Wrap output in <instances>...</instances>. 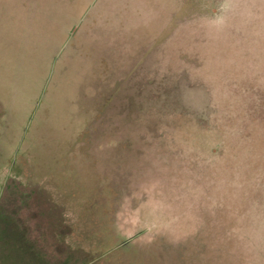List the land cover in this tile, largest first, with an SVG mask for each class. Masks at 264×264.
I'll return each instance as SVG.
<instances>
[{"label":"rangeland","instance_id":"374dc122","mask_svg":"<svg viewBox=\"0 0 264 264\" xmlns=\"http://www.w3.org/2000/svg\"><path fill=\"white\" fill-rule=\"evenodd\" d=\"M0 264H264V0H0Z\"/></svg>","mask_w":264,"mask_h":264}]
</instances>
